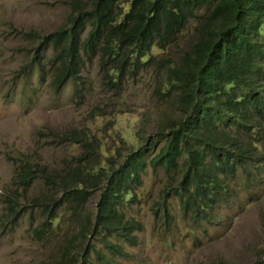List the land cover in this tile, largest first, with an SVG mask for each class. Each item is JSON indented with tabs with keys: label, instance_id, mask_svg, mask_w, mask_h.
I'll list each match as a JSON object with an SVG mask.
<instances>
[{
	"label": "trees",
	"instance_id": "1",
	"mask_svg": "<svg viewBox=\"0 0 264 264\" xmlns=\"http://www.w3.org/2000/svg\"><path fill=\"white\" fill-rule=\"evenodd\" d=\"M67 3L66 22L39 35L40 81L49 76L58 91L72 80L82 100L87 61H96L102 86L111 92L149 72L154 110L163 112L154 135L140 136L144 124L139 127L119 163L113 156L120 150L108 154L103 137L89 127L53 133L57 141L79 149L60 167L18 152L3 191L4 231L18 221L28 206L19 209L20 200L38 182L43 189L28 203L30 236L52 244L46 261L90 264L91 251L101 259L103 249L114 260L127 255L122 243L135 245L142 229L127 208L137 201L135 186L147 167L162 168L169 176L168 189L152 209L164 219L170 195H178L182 212L196 221L227 198L232 183L248 189L264 179V0ZM238 177L244 181L236 184ZM93 196V210H85ZM96 237L102 249L93 244Z\"/></svg>",
	"mask_w": 264,
	"mask_h": 264
},
{
	"label": "rangeland",
	"instance_id": "2",
	"mask_svg": "<svg viewBox=\"0 0 264 264\" xmlns=\"http://www.w3.org/2000/svg\"><path fill=\"white\" fill-rule=\"evenodd\" d=\"M67 1L0 0V218L5 207L3 191L9 188L14 169L12 157L18 152L60 167L79 149L57 141L53 133L89 127L92 134L103 137V149L108 154L112 148L120 150L113 156L119 163L132 148L128 140L139 127L144 124L140 136L154 135L163 112L154 110L155 101L150 97L153 82H146L149 72L137 81L128 80L119 92H111L102 86L96 61H87L82 69L87 87L82 100L76 96L72 80L58 91L51 86L49 76L40 81L39 35L66 22L70 12ZM81 2L88 6L91 0ZM30 32L36 33L35 38ZM50 53L43 55L45 59ZM141 113H146L142 123ZM126 134H130L128 139ZM141 179L135 186L137 201L127 208L128 215L142 224L136 232L137 243H122L127 255L114 260L104 249L101 259L91 251L90 264H264V179L249 184L248 189L232 183L227 198L209 209V216H199L196 221L182 212L178 195L167 199V219L152 210L170 183L162 168L147 167ZM242 181L244 178L238 177L236 184ZM42 189L37 182L24 193L17 207L28 206L18 221L5 231L0 226V264L48 263L45 256L52 244L38 243L30 236L28 203ZM96 201V196L91 197L85 210H93ZM97 237L93 244L102 249Z\"/></svg>",
	"mask_w": 264,
	"mask_h": 264
}]
</instances>
